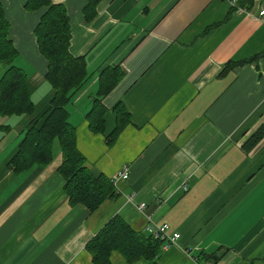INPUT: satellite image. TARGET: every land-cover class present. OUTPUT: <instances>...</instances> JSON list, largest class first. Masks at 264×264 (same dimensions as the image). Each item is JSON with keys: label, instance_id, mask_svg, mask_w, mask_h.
I'll use <instances>...</instances> for the list:
<instances>
[{"label": "crops", "instance_id": "crops-1", "mask_svg": "<svg viewBox=\"0 0 264 264\" xmlns=\"http://www.w3.org/2000/svg\"><path fill=\"white\" fill-rule=\"evenodd\" d=\"M0 2L35 107L0 114V264H94L86 246L115 217L137 232L152 222L181 234L163 243L158 264H264V137L248 147L264 125V0H101L89 21L87 0H52L67 10L70 54L87 63L67 105L85 167L110 181L129 168L127 180L111 181L118 196L93 213L69 203L60 147L48 165L8 168L54 89L35 36L46 8ZM8 67L0 62V78ZM106 68L123 74L101 97ZM98 98L97 133L89 121ZM118 105L128 122L110 137ZM111 264L130 263L113 252Z\"/></svg>", "mask_w": 264, "mask_h": 264}, {"label": "trees", "instance_id": "trees-1", "mask_svg": "<svg viewBox=\"0 0 264 264\" xmlns=\"http://www.w3.org/2000/svg\"><path fill=\"white\" fill-rule=\"evenodd\" d=\"M100 1L87 0L83 10L86 21L96 15ZM25 8L29 12L46 8L35 28V36L40 52L48 61L45 78L54 89V96L47 110L25 133L8 168L21 173L50 164L54 159V145L57 141L63 155L59 171L66 181L65 192L69 203L83 205L93 213L106 200L118 194L110 179L94 176L85 167V158L77 148L75 127L69 122L67 105L88 80L87 63L84 57L76 58L69 52L71 25L64 6L53 5L52 0H26ZM9 28L10 23L0 2V62L9 65L0 78V114H32L35 107L28 76L25 71L13 65L18 51L9 39ZM122 74L116 68L103 70L100 76L101 97L108 95L117 86ZM96 101L98 105L92 109L89 123L92 130L98 133L104 131L105 110L102 109V116L97 119L98 115L95 114L101 108V98ZM114 112L118 125L110 137H115L128 122L125 120L128 119V113L123 106H116ZM263 137L264 125L248 147L251 148ZM162 245V241L135 231L123 219L115 217L88 242L86 249L92 255L94 264H111L113 252H119L130 264H158L156 260ZM208 259L217 261L219 257L210 256Z\"/></svg>", "mask_w": 264, "mask_h": 264}, {"label": "built area", "instance_id": "built-area-1", "mask_svg": "<svg viewBox=\"0 0 264 264\" xmlns=\"http://www.w3.org/2000/svg\"><path fill=\"white\" fill-rule=\"evenodd\" d=\"M224 1H229L231 4L237 3L238 0H224ZM238 11H244V8H238ZM259 19H264V9L259 12L258 15ZM129 178V168H124L122 171H120L118 174L113 176L111 179L114 184L119 183L120 181L127 180ZM183 189L184 191L188 190V185L186 183L183 184ZM146 207V204H141L138 209L140 211H144ZM144 232L147 235L152 236L154 239L160 240L164 243L165 248H169L173 245L178 244L181 234L178 232H169V225L168 224H155L152 222H149L146 227ZM204 264H212L211 261H207Z\"/></svg>", "mask_w": 264, "mask_h": 264}, {"label": "rangeland", "instance_id": "rangeland-1", "mask_svg": "<svg viewBox=\"0 0 264 264\" xmlns=\"http://www.w3.org/2000/svg\"><path fill=\"white\" fill-rule=\"evenodd\" d=\"M59 147H60L59 146V143L56 141V143H55V150L58 151L59 150Z\"/></svg>", "mask_w": 264, "mask_h": 264}, {"label": "bare ground", "instance_id": "bare-ground-1", "mask_svg": "<svg viewBox=\"0 0 264 264\" xmlns=\"http://www.w3.org/2000/svg\"><path fill=\"white\" fill-rule=\"evenodd\" d=\"M112 181V180H111Z\"/></svg>", "mask_w": 264, "mask_h": 264}]
</instances>
